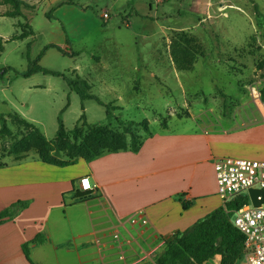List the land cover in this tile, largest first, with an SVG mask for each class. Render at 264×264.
I'll list each match as a JSON object with an SVG mask.
<instances>
[{
	"label": "rangeland",
	"instance_id": "1",
	"mask_svg": "<svg viewBox=\"0 0 264 264\" xmlns=\"http://www.w3.org/2000/svg\"><path fill=\"white\" fill-rule=\"evenodd\" d=\"M19 1L27 6L9 17L12 7L0 0V69H12L0 82L8 129L0 134V164L37 156L9 150L14 140L30 143L36 128L53 140L59 118L66 132L82 121L144 139L194 131L195 121L227 117L240 103H264V31L256 22L264 0ZM49 44L67 55L49 49L38 65L61 76L17 74ZM78 79L105 107L81 101L68 85Z\"/></svg>",
	"mask_w": 264,
	"mask_h": 264
},
{
	"label": "crops",
	"instance_id": "2",
	"mask_svg": "<svg viewBox=\"0 0 264 264\" xmlns=\"http://www.w3.org/2000/svg\"><path fill=\"white\" fill-rule=\"evenodd\" d=\"M195 123L191 132L144 138L137 153L64 167L37 156L4 163L0 212L26 205L0 223V264H30L22 251L26 242L33 264L152 263L164 240L221 207L214 159L264 160L263 102L240 103L227 117ZM86 177L96 187L83 192L79 181ZM140 211L149 224H128Z\"/></svg>",
	"mask_w": 264,
	"mask_h": 264
},
{
	"label": "trees",
	"instance_id": "3",
	"mask_svg": "<svg viewBox=\"0 0 264 264\" xmlns=\"http://www.w3.org/2000/svg\"><path fill=\"white\" fill-rule=\"evenodd\" d=\"M12 7L9 17L17 16L21 7H26L19 0H7ZM256 22L260 29L264 31V17L256 12ZM25 37L20 35L12 40H21ZM2 47V46H1ZM0 47V52H1ZM29 48V44L27 46ZM49 49H56L63 55H67L66 51L54 44L46 45L34 61L28 62V68L22 73H17L23 78H29L34 74L42 73L51 76H61L60 73L45 69L38 65L42 55ZM11 68L0 69V82H3L7 71ZM68 85L76 91L81 101L89 99L97 104L105 107L97 97L87 94L88 85L83 80L68 81ZM263 98H264V90ZM17 121L26 124L30 128L33 124L20 117L17 113L10 114ZM106 116L111 118L112 114L106 107ZM84 116L81 117V120ZM79 120V121H81ZM144 131L148 132L146 124L141 125ZM7 132L5 115H0V134ZM128 132L125 127L122 132L110 130L105 126L89 125L86 122L76 124L71 130L66 132L61 121L58 120V127L53 140L48 141L44 135L36 128L30 134L28 143L25 140L13 141L9 150V155L18 156L31 150L35 151L40 162L54 166H70L74 165L78 160L91 162L105 154L119 153L129 151L137 153L144 139L136 137L134 134L127 138ZM151 136V135H150ZM3 164H0L2 167ZM247 198L239 197L233 200L226 207L228 211H237L247 204ZM26 203L18 202L0 212V223L6 218L12 219L13 216L22 209ZM184 208L187 206L184 204ZM232 214L225 211L223 207H219L198 220L193 226L183 232H176L171 239L164 240L161 248L155 253L150 264H204L220 257V264H237L241 258L244 236L236 229L232 223ZM39 240V235L34 240ZM22 251L26 260L33 264L30 260L29 243L22 245Z\"/></svg>",
	"mask_w": 264,
	"mask_h": 264
},
{
	"label": "built area",
	"instance_id": "4",
	"mask_svg": "<svg viewBox=\"0 0 264 264\" xmlns=\"http://www.w3.org/2000/svg\"><path fill=\"white\" fill-rule=\"evenodd\" d=\"M102 18L108 19V14L103 13ZM213 170L221 207L232 214L233 225L244 236L243 251L237 264H264V203L254 207L249 198V190H264V160L219 157L214 159ZM79 186L83 192L96 187L87 177L80 179ZM239 197L247 198L248 203L229 212L226 207ZM127 222L140 228L149 224L143 211L128 217ZM114 238L118 239V235ZM143 262L144 259H139L134 264Z\"/></svg>",
	"mask_w": 264,
	"mask_h": 264
},
{
	"label": "water",
	"instance_id": "5",
	"mask_svg": "<svg viewBox=\"0 0 264 264\" xmlns=\"http://www.w3.org/2000/svg\"><path fill=\"white\" fill-rule=\"evenodd\" d=\"M260 197V199H258ZM249 198L254 207L261 206L264 203V190H249Z\"/></svg>",
	"mask_w": 264,
	"mask_h": 264
}]
</instances>
